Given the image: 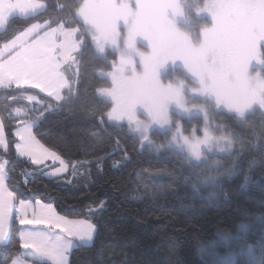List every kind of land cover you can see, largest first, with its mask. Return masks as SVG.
I'll list each match as a JSON object with an SVG mask.
<instances>
[{
    "label": "snow or ice",
    "instance_id": "snow-or-ice-1",
    "mask_svg": "<svg viewBox=\"0 0 264 264\" xmlns=\"http://www.w3.org/2000/svg\"><path fill=\"white\" fill-rule=\"evenodd\" d=\"M186 3L77 0L69 6L70 17L40 23L37 17L42 12L64 11L66 6H52L46 0H0V27L13 16L34 21L0 45V88L17 93L7 94L4 105L15 122V153L37 168H48L51 161L50 176L68 170L69 163L43 143L35 130L53 104L38 99L32 90L57 102L65 99V89L73 93L80 76L77 57L90 39L99 54L111 57L104 72L108 82L95 89L107 101V110L97 115L101 127L96 135L114 134L104 127L105 117L126 121L141 145L147 142L157 152L174 149L181 163L188 165L187 173L166 167L158 170L170 180L165 190L152 193L156 200L167 199L168 191L179 198L177 190L183 188L193 204L219 207L233 195L227 188L239 174L251 185L245 193L248 199L264 209V77L258 70L249 72L252 61L264 62V0H203L194 11L207 13L211 22L202 23L195 34L182 25L190 18ZM166 65L173 70L178 67L182 75L162 76L160 70ZM73 67L75 79H70L66 69ZM22 100L33 106H19ZM257 113L262 117L258 127L246 115ZM229 116L250 128L249 136L227 124L212 130L217 118ZM185 119L191 122L190 130ZM150 131L162 132L166 143L154 145ZM0 146L7 151L3 116ZM116 146L127 158L119 139ZM249 155L251 159L246 160ZM7 164V159H0V244L15 236L18 245L11 244L13 256L5 264H68L69 250L91 241L96 224L61 215L51 203L19 198L6 183ZM193 204L186 206V214H191ZM245 213L238 231L217 229L215 239L197 240L201 264H264V210L245 209ZM177 247L170 243L168 251L175 252Z\"/></svg>",
    "mask_w": 264,
    "mask_h": 264
},
{
    "label": "trees",
    "instance_id": "trees-1",
    "mask_svg": "<svg viewBox=\"0 0 264 264\" xmlns=\"http://www.w3.org/2000/svg\"><path fill=\"white\" fill-rule=\"evenodd\" d=\"M46 2L52 6L59 3L66 7L64 11L49 8L37 17L39 22L70 17L69 6L77 0ZM202 3L203 0H187L185 4L190 18L182 25L194 34L202 23L211 22L207 17L195 14V8ZM30 22L34 21L22 17L10 18L5 28L0 30V45ZM110 58L96 54L90 39L86 40L77 57L80 61L79 78L74 77L76 68L66 69V75L75 79L73 93L65 89V99L57 102L37 89L32 90L33 95L53 104V108L36 123L35 130L43 143L69 163L66 173L60 176L48 177L44 168H37L15 153V122L7 116L4 105L7 94L17 93L0 89V116L4 117L8 143L7 151L0 147V159L8 160L6 183L21 199H39L53 204L61 215L88 219L96 224L92 242L75 246L69 254L68 264H201L195 247L197 240L215 239L217 229L236 232L238 225L246 220L245 209L257 213L264 209L257 201L248 199L245 193L251 187H240L246 184L239 174L233 176L227 188L233 195L219 207L193 204V198L183 188L177 190L179 198L168 191L167 199L156 200L152 193L165 190L164 186L170 180L167 174L158 170L166 167L187 173L188 165L182 164L179 153L171 149L156 152L148 147L141 148L135 135L128 133L125 127L118 128L106 120L104 127L114 134L96 135L101 127L97 115L101 110H107L104 107L107 101L100 98L95 89L108 82L99 72L108 70ZM176 73L182 75L179 69ZM166 76L172 77L170 73ZM19 106L30 107L26 100L20 101ZM37 108L43 111L40 105ZM246 115L259 126L262 119L260 114ZM20 118L28 119L26 116ZM224 124L243 136H249L251 131L231 116L226 120L217 118L211 128L217 130ZM184 125L188 130L192 127L187 119ZM151 138L156 143L165 141L161 132H153ZM117 139L128 152L127 158L116 146ZM251 155L245 159H251ZM237 188L239 193L236 192ZM190 204H193L191 214H186V206ZM12 243L18 245L15 236H10L9 243L0 246V264L12 258ZM170 243L178 245L175 252L168 251ZM220 250L223 251V247Z\"/></svg>",
    "mask_w": 264,
    "mask_h": 264
},
{
    "label": "rangeland",
    "instance_id": "rangeland-1",
    "mask_svg": "<svg viewBox=\"0 0 264 264\" xmlns=\"http://www.w3.org/2000/svg\"><path fill=\"white\" fill-rule=\"evenodd\" d=\"M196 14V13H195ZM197 15V14H196ZM198 17H202V16H204V17H207L210 21H211V19H210V17L208 16V14L207 13H201V14H199V15H197ZM40 23H43V22H40ZM183 23V22H182ZM5 26L6 25H4L3 27H0V30H3L4 28H5ZM94 45V44H93ZM95 48V47H94ZM261 60L262 61H264V42H261ZM179 68L177 67L175 70H173L170 66H168V65H166L164 68H162L160 71H161V75L162 76H166L167 74H171V76H173V75H177V73H176V70H178ZM179 70H181V69H179ZM259 71V74L262 76V77H264V62H261V63H257L256 61H252L251 62V64H250V67H249V72L251 73V72H256V71ZM104 72L105 71H101V72H99V75L100 76H102V77H105L106 78V76L104 75ZM0 89H2V88H0ZM38 98V97H37ZM100 98H102V97H100ZM39 99V98H38ZM103 99V98H102ZM26 102L30 105V107L29 108H31L33 105L32 104H30L27 100H26ZM36 107H37V105H36ZM105 120L109 123V124H111V125H114V126H116V127H118V128H120V127H125L126 128V130H127V132L128 133H130V134H132V135H135L137 138H138V136H137V134H135L132 130H130L128 127H127V123H126V121H120V122H117V121H111V120H107V118L105 117ZM153 133V131H150V138H151V134ZM162 133V132H161ZM202 134V133H201ZM6 139V138H5ZM152 139V138H151ZM138 140H139V138H138ZM7 142V141H6ZM153 143H154V145L155 144H160V143H156V142H154L153 141ZM161 143H166V141H164V142H161ZM0 147H2V146H0ZM140 147L141 148H143V147H148L149 148V146H148V144H147V142H145L143 145H141L140 144ZM149 149H151V150H153V151H156L155 150V148L154 147H152V148H149ZM171 150H173L174 152H176L174 149H171ZM157 152V151H156ZM177 153V152H176ZM55 166H59V164L57 163ZM51 171V168L50 169H46V175L48 176V177H53V176H50V175H48V172H50ZM66 173V172H65ZM65 173H63V174H65ZM63 174H60V175H63ZM59 175V176H60ZM249 187H251V185H249V184H246V185H244L243 186V188H249ZM30 201V200H29ZM32 202H35V201H32ZM70 219H84V218H70ZM93 239V238H92ZM92 241V240H91ZM91 241H88V242H84V243H90ZM84 243H79V244H84ZM238 259V258H237Z\"/></svg>",
    "mask_w": 264,
    "mask_h": 264
},
{
    "label": "crops",
    "instance_id": "crops-1",
    "mask_svg": "<svg viewBox=\"0 0 264 264\" xmlns=\"http://www.w3.org/2000/svg\"><path fill=\"white\" fill-rule=\"evenodd\" d=\"M13 17H19V16H13ZM93 45V44H92ZM95 46L93 45V48H94ZM94 50H95V48H94ZM95 52H96V54H98L99 56H102L101 54H99L96 50H95ZM103 57V56H102ZM75 68V67H74ZM38 90V89H37ZM39 91V90H38ZM43 94H45V95H47L46 93H43ZM54 99V98H53ZM5 138H6V136H5ZM48 164H49V167L48 168H44L43 166H41L42 168H44L45 170L46 169H50L51 167H50V165L52 164V162L51 161H49L48 162ZM53 177H56V176H53ZM6 179H7V176H6ZM93 237H94V233H93ZM93 240V239H92ZM92 242V241H91ZM90 242V243H91ZM90 243H84V244H82V245H89ZM1 245H4V244H0V246ZM79 245V244H78ZM77 246V245H76ZM75 247V246H74ZM73 247V248H74ZM73 248H71L70 250H69V252H68V260H69V254H70V252H71V250L73 249ZM41 262H43V261H41Z\"/></svg>",
    "mask_w": 264,
    "mask_h": 264
}]
</instances>
